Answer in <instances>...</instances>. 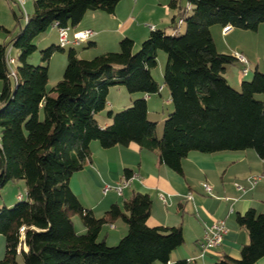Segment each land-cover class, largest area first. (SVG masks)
I'll return each mask as SVG.
<instances>
[{
  "label": "trees",
  "instance_id": "16d2710c",
  "mask_svg": "<svg viewBox=\"0 0 264 264\" xmlns=\"http://www.w3.org/2000/svg\"><path fill=\"white\" fill-rule=\"evenodd\" d=\"M121 1L33 0L31 13L21 14L23 28L13 33L0 26L9 36L0 43V190L23 181L26 192L25 200L18 197L13 207L0 208L5 246L0 264H167L183 244L180 227L146 225L147 194L134 193L123 209L113 204L100 218L79 202L69 180L90 159L92 142L103 149L136 144L179 175L182 160L193 152L252 150L264 159V101L256 99L264 96V73L254 69L238 90L232 88L225 69L237 60L216 51L210 32L212 26L256 32L264 24V0H186V6L171 0L177 13L167 29H151L137 49L124 37L117 52L89 60L69 49L61 80L47 90L48 63L64 48L39 51L35 66L36 38L55 26L75 28L90 11L113 14ZM11 47L13 71L6 58ZM158 51L166 55L162 85L172 109L160 136L145 99L160 96L161 84L151 74ZM112 87L134 95L117 113L106 111ZM104 111L109 124L102 127L98 116ZM122 178L130 180L131 171L125 169ZM73 216L84 233L75 231ZM118 219L126 225L125 236L115 246L98 240L102 227ZM235 223L248 238L239 259L222 257L213 264H256L264 258V212L249 208Z\"/></svg>",
  "mask_w": 264,
  "mask_h": 264
},
{
  "label": "crops",
  "instance_id": "0c3cea01",
  "mask_svg": "<svg viewBox=\"0 0 264 264\" xmlns=\"http://www.w3.org/2000/svg\"><path fill=\"white\" fill-rule=\"evenodd\" d=\"M170 1L123 0L118 3L113 14L87 12L75 28H69V33L71 36L72 32L90 30L93 34L87 42L91 43L92 48L98 47L100 53L116 49L117 41L124 37L132 39L135 47H138L152 28L167 29L170 26L177 13L169 7ZM181 1L179 0L180 6L187 5L186 0L184 3ZM212 27L210 32L218 53L234 57L241 55L251 74L254 69L264 73L261 59L248 52L249 46L256 45L258 49L260 44H264V39L259 42L264 24L254 32L255 37H250L248 31L232 28L223 34V27ZM0 39L7 43L9 36L0 35ZM241 68L237 62L225 69L227 82L236 90L239 89L241 80L251 78L250 74L245 78L238 75L236 80L233 75L237 76ZM159 98L164 99L167 111L171 109L168 92L161 83L160 96L145 97L148 118L150 108H158ZM110 107L113 108L112 105ZM98 122L102 127L109 124L107 119ZM160 134L161 130L157 131V136ZM181 166L182 174L179 175L160 164L156 153L141 150L136 144L103 149L98 142H92L90 159L80 171L71 176L69 186L79 202L90 209L96 218H100L113 204L123 209L124 201L134 193L147 194L151 200V208L146 225L182 229L184 242L171 254L167 264H177L179 261H186V264H213L222 257L238 260L239 251L248 238L245 230L236 225L235 217L249 208L264 212V180L257 181L253 187L249 184L251 178L264 173V159H260L252 150L214 155L193 152L182 160ZM125 169L131 171L132 178L122 194H104L105 187H116L120 183ZM199 184L210 187L211 195H207L202 187L198 188ZM235 186L242 190H237ZM215 222L224 224L226 235L220 247L206 251L201 256L199 244L205 229ZM116 224L117 220L108 225L106 231H100L99 236L103 234L101 240L107 245L119 242L126 234V225L123 223L119 228ZM78 229L77 233L85 232L83 227ZM117 229L119 232L114 233ZM256 264H264V258Z\"/></svg>",
  "mask_w": 264,
  "mask_h": 264
},
{
  "label": "rangeland",
  "instance_id": "374dc122",
  "mask_svg": "<svg viewBox=\"0 0 264 264\" xmlns=\"http://www.w3.org/2000/svg\"><path fill=\"white\" fill-rule=\"evenodd\" d=\"M154 1H156V0H154ZM32 2H33V0H24L23 4L21 6L17 0H1L0 1V26H4V28H6L7 30H9L13 33L17 32L20 28H23L25 25V22H24V19L21 18V14L25 17V15H29L31 13ZM181 2L184 3V0H182ZM213 27H217V26H213ZM184 29H185V25L182 23L181 26L179 27V33H183ZM0 33H1L0 35H2V37L3 36L5 37L6 34L3 31L1 32V30H0ZM167 33H170V31L167 30ZM248 35H251L250 37H252V36L255 37L254 32H249ZM260 35L261 36L259 38L260 39L259 42H261L262 39H264V32H260ZM8 41H9V39L6 40V42H8ZM0 43H4V41L0 39ZM88 43L89 42L86 41V42L82 43L81 45H77V46L66 45L63 49V52L56 51L52 55V57L48 63V83H47V87H46L47 90H50L52 87L55 86V84L58 81L61 80L63 72L66 68V61H67L66 55H67V51L69 49H73L77 53V56L81 59H84V60H89V59H92L99 54H102V53H100V51H98V49H99L98 47L96 49L92 48V47L88 48V45H87ZM118 43H119V40L117 41V44ZM58 44H59L58 43V33H57V30L55 28L48 29L45 33L41 34L35 40V46L37 47V50L31 59L33 64L35 66H37L39 64V59H40L39 51L44 50L45 48H47L51 45L58 46ZM138 47H135V49H137ZM107 50H110L108 52H117L118 46L116 47V49H107ZM248 52H250L251 55H254L255 58L261 59L262 63H264V44H262V46L260 44L258 49H256V45H253V47L249 46ZM8 53H9V58H15L16 57V51L14 48L11 47L8 50ZM221 54H223V53H221ZM156 62H157L156 67L152 70L151 74H152V78L157 83L161 84L162 79H163L164 68L166 65V55L163 52L158 51ZM9 66H10V69L12 71L16 68V66L14 64L9 65ZM251 66H253V64H251ZM248 74L251 75V72H249ZM238 75L241 76V74L239 73V74H237V76L233 75V77L234 78L236 77V80H238ZM0 91H1V89H0ZM131 98H133V100H134V95H129L126 92L124 87H112V88H110L109 93H108V97H107L108 105L106 107V111L111 110L114 113L122 111L125 108V105L127 106L128 104H130ZM256 99L264 101V96L258 95V96H256ZM110 105H112L113 108L110 107ZM157 106H158L157 109L150 108V110H149L150 111V118L153 121L156 120L158 122V123H156V130L162 131L163 120L166 117V115L172 109L168 112L166 110V106L164 104V99H160V98L158 100ZM106 111L102 112L98 116V121L106 119ZM260 180H264V179H260ZM201 185L202 184H199L198 188H200ZM237 187L238 186H235V188L237 190H239ZM250 187H253V186H250ZM114 190H115V187H112L107 192L109 195H111L112 193H114V195H119ZM240 190H242V189H240ZM18 197H22V200L26 199L25 185H24L23 181H16L12 184H8L0 190V208L3 207L4 204H5L6 208L13 207L14 204L19 201ZM72 222L74 224L75 231L79 230L78 228L82 227V225L80 224V222L76 216L72 217ZM116 225H118L120 228V225H123L122 220L118 219ZM107 228H108V225H105L102 227V230L106 231ZM116 232L118 233L119 229L114 231V233H116ZM102 236H103V234H101L99 236L98 240H101ZM117 243H118V241L116 243H112L114 245L110 244L108 246H115ZM4 247H5L4 246V238L2 235H0V260L4 256Z\"/></svg>",
  "mask_w": 264,
  "mask_h": 264
},
{
  "label": "built area",
  "instance_id": "2783aa9c",
  "mask_svg": "<svg viewBox=\"0 0 264 264\" xmlns=\"http://www.w3.org/2000/svg\"><path fill=\"white\" fill-rule=\"evenodd\" d=\"M17 1L22 6L24 0H17ZM178 22H179V24L181 23V21H178ZM55 28H57L58 43H59V46L61 48H64L66 45H74V46L80 45V44L88 41L93 34L90 30H84V31L72 32L71 36H70L69 27H65V28L60 27L59 28V27L55 26ZM230 30H231V28L227 26V27L223 28L222 32H223V34H226ZM6 58H7L8 65L14 64V60L12 58H9V53H7ZM235 58H236L237 62L242 67L241 71H240L241 77L245 78L249 73V70L247 68V62L241 55H235ZM260 179H264V173H262L259 176L251 178L249 180L250 186L255 185V183L257 181H259ZM130 180H126L125 178L121 179L120 183L117 184L115 187V191L117 192V194H119V195L122 194V190L129 185ZM201 187L207 195H211L210 194L211 193L210 187H208L206 184H202ZM237 188L239 190L242 189L239 186ZM108 190H110V188L105 187L103 190V193L105 194ZM160 198L163 200V198L161 196H160ZM20 231H23V229H21ZM225 235H226V228L222 222H215V223L211 224L210 226H208L205 229L204 236H203V238L199 244L201 256L206 251L215 250L218 247H220ZM187 263H188V261H187Z\"/></svg>",
  "mask_w": 264,
  "mask_h": 264
},
{
  "label": "water",
  "instance_id": "95a60500",
  "mask_svg": "<svg viewBox=\"0 0 264 264\" xmlns=\"http://www.w3.org/2000/svg\"><path fill=\"white\" fill-rule=\"evenodd\" d=\"M2 167H3V163H2V161L0 159V174H1V171H2Z\"/></svg>",
  "mask_w": 264,
  "mask_h": 264
}]
</instances>
